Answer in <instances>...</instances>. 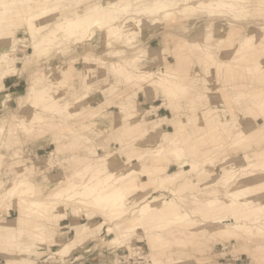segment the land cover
Segmentation results:
<instances>
[{
  "label": "rangeland",
  "instance_id": "obj_1",
  "mask_svg": "<svg viewBox=\"0 0 264 264\" xmlns=\"http://www.w3.org/2000/svg\"><path fill=\"white\" fill-rule=\"evenodd\" d=\"M102 1L0 0V40L10 38L4 42L9 62L0 65V88L4 77H11L16 69L20 72V79L0 92V198L16 181L27 178L45 195L55 188H66L69 182H81L79 173L87 174L82 175L86 182L113 173L107 189L118 185L127 173L147 180L146 172L156 166L154 155L163 146L166 150L179 147L181 158L170 156L167 173H161L164 179L172 175L171 180L133 202L127 214L118 215V220L113 217L110 225L95 209H77L80 216L68 218L62 213V205L57 216L63 219L56 218L57 225L46 224L55 232L52 241L45 234L33 235L31 228L21 236L12 234L14 226L7 228L12 219L22 215L16 197L0 212V264H264V217L252 220L253 206L236 214V219L222 216V221L216 219L207 226L202 223L223 209L208 215L205 208L193 209L201 198L209 203L220 197L223 203H232L244 191V185L252 186V198L259 195L252 205L264 204V107L248 93L250 89H245L242 75L237 73L235 80H230L226 71L220 79L213 65L189 51V45L194 46L197 37L206 36L209 30H218L226 38L227 33L219 28L228 22L233 23L227 29L234 34L264 28L263 12L254 13L253 8L240 2L244 10L236 8L235 12V8L217 9L204 4L213 0H176L180 3L169 8L173 14L167 16L168 10L156 8L159 0H125L129 5L124 12L106 8L95 13L93 7L104 6ZM43 3L48 4L43 17L31 19V13L41 12ZM226 40L221 48L213 47L220 60L231 56L226 48L232 41ZM256 53L260 56L253 62L255 71L248 75L253 77L257 72L264 81L263 48ZM162 69L185 79L187 95L173 94L175 89L164 82ZM122 70L132 77L123 78ZM80 72L82 76H77ZM144 72L152 79L138 78ZM144 100L146 106L141 102ZM75 111L82 114L77 116ZM180 121L186 136L193 138L195 156L178 140L182 138L177 133ZM216 125L220 134L207 137L205 132ZM236 141H241L240 145L231 147ZM145 153L148 156L139 159ZM247 155L252 156L247 164L258 163L257 169H240L246 165L243 157ZM130 156L137 162L123 167ZM116 161L120 162L118 167L114 166ZM138 183L139 178L131 186ZM157 199L177 201L164 210L176 209L179 204L184 208L179 217L189 224L184 228L169 226L166 232L154 230L153 235H162L159 243L150 241L151 235L144 238L148 228L137 226L129 241L121 244L125 246L117 250L109 245L113 235L107 233L108 227L121 221L129 224L137 209L142 212L149 200ZM26 201L30 203L31 199ZM154 208L160 210L156 204ZM77 219L79 225L74 223ZM197 219L202 223L193 228ZM236 220L243 221L248 231L230 232ZM253 224L263 231H255ZM83 230L90 232L82 236ZM70 239L76 240L78 249L68 257L54 256L61 240ZM73 256L79 257L77 261L70 260Z\"/></svg>",
  "mask_w": 264,
  "mask_h": 264
},
{
  "label": "bare ground",
  "instance_id": "obj_2",
  "mask_svg": "<svg viewBox=\"0 0 264 264\" xmlns=\"http://www.w3.org/2000/svg\"><path fill=\"white\" fill-rule=\"evenodd\" d=\"M65 1H68V0H65ZM104 1H105L104 2V6H102V7L94 6L93 7V11L95 13L100 12L101 10H104L106 8L112 9L113 12L119 11L120 9L123 11V9L127 8V6L129 5V3L124 4L125 0H104ZM184 1L185 2L187 1V3H188L191 0H184ZM238 2H240L242 4L249 5V7L253 8V11H255L254 13L258 12L259 10H261L263 12V14H264V6H262V1L261 0H218V1L213 0V1L209 2V3H204V4L207 7L211 6L212 8L215 7L217 9L218 8L221 9L222 7H230L231 9L235 8L234 9V10H236L235 12L238 11L237 9L244 10L243 9L244 6L242 4L239 5ZM179 3L176 0H159L158 3H157L158 5H156V8L159 9L160 11H162V12L163 11L167 12V10H168L167 16H169V15L173 14V11L171 9H169V8L174 7L175 5H177ZM56 4H58V3H55V5ZM260 4H261V6L259 7L258 5H260ZM47 7H48V4H44V6L39 8V9H41L40 10L41 12H39V13H31V15H32L31 19L35 20V18H39V19L42 18L43 17L42 14H43V12L45 11V9ZM238 7H240V8H238ZM143 11H145V10H143ZM130 21H132V20L130 19ZM134 21H135V19H134ZM96 22H98V21H96ZM90 26L91 25H88L86 27L87 31L89 30ZM232 26H233L232 22H228L227 24H224V25L220 26L219 29L221 30V32L222 33L224 32V34L227 33L226 34L227 35L226 38H225L224 35L222 36L220 33H217L218 30L216 32H214L213 30H209V32L207 33L206 36H205V34L201 35L199 33L200 36L197 37L198 38L197 41L195 40L196 43L194 44V46L189 45V48H190L189 51H191V53H193L195 55H200V57L202 56V60L203 61L207 62L210 65H213V67L218 71V75H219L220 79L222 78L223 73H225L226 71H227V74L229 75L228 77H229L230 80H235V76H236L237 73L239 75H242L241 77L244 78V80L241 83L243 84L245 89H247L248 91H249V89L251 90V92H248V93H250L255 99H259L260 105L263 108L264 107V81L260 79V77L257 75V72H256V74L253 77H251V75L249 76L248 74L251 73L250 71H255L254 67H253V62L255 61V59H257L260 56V55L259 56L257 55V53H256L257 50L259 51L261 48H263V50H264V47H263L264 46V28H261V27H259L261 29H252L251 28V29H248V30H244V31H242V32H240L238 34H234V30L227 29V28L232 27ZM114 27H116V26H114ZM217 27H219V26H217ZM110 31H111V29L109 30V32ZM234 35H236V37ZM8 39H10V38H5L2 41L0 40L1 41L0 42V65H1L2 62H4V61L7 62L9 60L8 57H7V55H9L8 52H7V47H5V43H4L5 41H8ZM226 39H229L228 41H232L231 45L229 44L230 46L226 48V51H231V56L229 57L228 60H220L219 58H217V56H216V54H215V52L213 50V47H214V44H215V45L220 46V48H221L222 45H224L227 42ZM202 42L205 43L204 47L201 45ZM42 45H43V43H42ZM260 45H261V47H260ZM185 46L187 47L188 45L186 44ZM29 58H32V56H29ZM212 61H213V63H211ZM10 62H11V60H10ZM2 66H4V65H2ZM120 72H121L120 75L123 78L126 77L128 79V78L132 77L128 72H126L124 70H122ZM146 72H148V71H146ZM162 72L163 73H160V74H163L165 76V77H163L164 82L166 84H168L170 88L174 87L175 92L173 94H176V91H177V92H180V94H182V92H184L187 95L188 89L185 87V83H184L185 79H183L182 77L177 76L176 73L172 72L169 69H164ZM258 72H260V70ZM81 73L82 72L78 73L77 76L78 75L80 76ZM138 78L145 79V80L146 79L147 80L148 79L151 80L152 79V75L149 74V73L145 74V72H144V74L139 75ZM160 79H162V78H160ZM155 81L156 80H154V82ZM159 81H161V80H159ZM236 86H238V85H236ZM229 88H231V87H229ZM217 92H219V91H217ZM174 97H176V96H174ZM171 98H173V97H171ZM187 98H189V96ZM183 99L186 100L185 97ZM252 106L256 110H258V108H256L255 105H252ZM46 109H48V108H46ZM80 111H82V110H80ZM36 113H40V112H37V110H36ZM75 114L78 116V115H81L82 113L79 114V111H75ZM28 117H29L28 115H25V118H28ZM195 122L197 124V120ZM186 125H187V121H186ZM17 127H18V125H17ZM219 129H220L219 126L216 125L215 127L209 128L205 132V135L207 137H209V138H215V136L220 134V130ZM177 133H181L182 134V138L178 139L179 142L182 144V146H184V147H186V149H188V152H189V154L191 156H195L196 155L195 154V147L196 146L193 145V142H192L193 138L190 139V138H188L186 136V134L183 131V128H182V125H181V121L177 124ZM211 135H213L214 137L211 136ZM202 137H199V138H202ZM85 138H87V137H85ZM243 141H245V140H243ZM172 142H173V140H172ZM179 142L177 141V143H179ZM177 143H173V144L176 145ZM240 143H241V141H236V142L233 143V145L231 147H233V148L238 147L240 145ZM173 144H171V147L173 146ZM56 154H54V155H56ZM172 155H175L176 160L180 159L181 158V149L179 147H176V146H175V148H170V150H166V147H164V146L162 148L160 147V149L157 150L156 154L154 155L156 157V162H157L156 166L154 168H152L151 170H148L146 172L147 176H148L147 180H142L140 178V176L137 175V174H134V175L130 174L129 175V173H127V174L124 175L126 178H124L123 181H121L118 185H116L112 189H107V186H108V181L107 180H109L112 177L113 173H112V175L108 174V173L104 174L105 177H103V178H101V176L91 177V180L88 181V182L84 181V179L82 177V175H87V174L86 173H79L77 176H80L81 182H79V183L69 182L66 188H64V189L55 188L52 191H49L50 193H48V195L43 194L42 191H41V187L38 184H36L34 181H31L30 178H27L25 180L21 179L18 182L16 181V185L12 186V188L9 189L5 193V195H3L0 198V212L2 210H4L5 207L8 208L10 203L13 202V199H15L16 197L17 198L19 197L18 198L19 200L17 201V207L21 211L22 215H21L20 218L17 217V219H12L11 220L12 225L7 227V228H10V227L14 226L15 228L11 232L14 235L19 234V236L24 234L25 229L27 230L28 228H31L32 232H33V235L40 236L41 234L42 235L45 234L46 238L48 239V241H52L54 239L53 237L55 236V232L53 230H51V229H48L46 227V224L47 225L48 224L49 225H51V224L57 225L56 220H58V219H56V218L63 219V217L57 216V213H58L57 209L59 207H61L62 205H64V212H62V213L64 215H66V217H68V218H69V216L71 218L79 217L80 215L77 216V213H78L77 209H84V208H87V210L88 209L89 210H91V209L94 210L95 209L97 211V214L101 218H103L105 220V222L107 223L108 221L112 220L113 217L117 216L116 217V219H117V218H119L118 215H121V216L122 215H126L127 211H128V208L133 204V202H137L139 199H141V198L143 199L146 196H149V193L153 192L154 190H156V191L159 190L161 188V186L164 184V182H166L167 180H171L172 179V175H170V174L166 176V179H164L161 176V173L166 172V170L168 169V164L171 162L170 156H172ZM147 156L148 155L145 153L144 155H141L139 159H142V158L144 159ZM251 157L252 156H248V155L243 157L244 162L246 163V165L244 167L240 168V169H242L244 171H246L247 167H251L252 168L251 170L257 169L256 165L258 163L257 164L254 163V164H251V165L247 164V163H251ZM122 158H124V157H122ZM1 159H2V156L0 155V165H1ZM133 161H136V158L130 156L129 158L126 159V161H125L126 163H125V165L123 167H130L131 166L130 163H132ZM162 161H163L164 164H162ZM181 166L183 167L184 164L181 165ZM148 167H149V165H148ZM262 167H264V165ZM262 167H260V168H262ZM195 168H197V167H195ZM27 169L31 170L32 167H29ZM114 175H115V173H114ZM49 177L51 178V176H49ZM137 178L140 179V183H138L136 186L132 187L131 186L132 185L131 182L133 180L137 179ZM50 183H51V181L49 182V184ZM243 189H244V191H242L241 194H238L236 196V199L231 201L232 203H229V202L223 203L222 202L223 200L220 197L218 199H214V200L209 201V203L206 202V200H204L203 198H201V201H199V204L193 209L197 208V209H199V211H202L205 208L207 213H205V212L204 213L206 215H208V213H211L212 211L213 212L215 211L214 213H217L216 211L219 210V209H223V211L221 210L222 212L221 211L218 212V215H216V214L213 215L212 216V220H208V221L203 222V223L200 222V220L197 219L192 224L193 228L198 227L200 223H202V225H206V226L207 225H213V222L216 219H220L222 216L223 217H229V218H232V219H236V214H238L239 212H242L245 208L250 209L251 206H253V208L255 209L251 213V215L253 216L252 220H254V221H258L259 219L261 220V218L264 217V204L263 203H260L258 205H252L251 204L252 201H257V199L259 198V195L257 194L255 198L251 197L252 186L244 185ZM191 193H193V192H191ZM21 197H24V199H22ZM27 199H31L30 203H28L26 201ZM176 202L172 201V200L169 201L167 199L161 200V201L158 200V199L156 201L149 200L148 203L144 205V208H143L142 212L141 211L139 212L138 209L134 212L133 216H135V217L133 218V220L129 224H125L123 221H121V222H118L115 225H112V226L108 227L107 233L110 234V235H113V237L109 241V245H111L112 247H116L117 250H118V248H121L122 246H125V245L121 246V244L125 243V241H129L128 238L131 237V234H132L133 231L138 229L137 226H143L145 228H148L147 236H145L144 238H146V237L151 235L149 237L150 241L153 240L154 242H157V243L162 241L161 240L162 235L161 234L153 235L154 234L153 233L154 230L155 231H160V232H166V230L169 229L168 227L172 226V225H179L182 228H184L185 226H187V224H189V222H185V221L181 220L180 217H179L181 215V212L184 210V208H182L177 203L178 205H177L176 209L164 210L165 207L171 206L173 204H176ZM159 203H160V205H159ZM154 204L159 206L160 210L155 211ZM7 205H8V207H7ZM4 213H6V211H4ZM218 222H219V220H218ZM74 223H76L75 225H79L78 224V219L74 220ZM242 223H244V222L243 221L239 222V221L236 220V225L233 228L230 229L231 230L230 232H233V234L234 233L238 234V232H240L241 230L247 232L248 230H245L247 228L244 225H242ZM16 224L18 226H15ZM108 224H109V222H108ZM86 229H89V228H86ZM249 229H251V228H249ZM253 229L255 231L256 230L257 231L258 230L259 231H263L261 228H258L254 224H253ZM83 231H80V232H83ZM89 232H90V230L84 231L81 235L85 236ZM4 243H5V241H4ZM128 243H130V242H128ZM60 244H61V246L57 250V252L53 253L54 256L68 257V256L72 255V253L75 250L78 249V246H77L78 244H77L75 239H70V240H67V241L61 240Z\"/></svg>",
  "mask_w": 264,
  "mask_h": 264
},
{
  "label": "crops",
  "instance_id": "obj_3",
  "mask_svg": "<svg viewBox=\"0 0 264 264\" xmlns=\"http://www.w3.org/2000/svg\"><path fill=\"white\" fill-rule=\"evenodd\" d=\"M38 62V61H37ZM36 62V63H37ZM17 70L18 69H16L15 71L16 72H14L12 75H11V77H4V79L2 80V87L1 88H3V89H1V91L0 92H2L4 89H6L7 87H6V85L7 84H9V83H11V82H14V81H17V80H19L20 79V76L18 75L20 72H18L17 73ZM1 97V96H0ZM140 100V99H139ZM9 100L7 99V101H6V104H7V102H8ZM141 102H143L144 103V105L145 104H147V101L146 100H144V101H141ZM3 105H5V103L3 104ZM146 106V105H145ZM162 120H164V119H162ZM164 124V123H163ZM162 124V125H163ZM87 251H85V253H86ZM73 254V253H72ZM74 258H70V260L71 261H74V260H77V256H73Z\"/></svg>",
  "mask_w": 264,
  "mask_h": 264
},
{
  "label": "snow or ice",
  "instance_id": "obj_4",
  "mask_svg": "<svg viewBox=\"0 0 264 264\" xmlns=\"http://www.w3.org/2000/svg\"><path fill=\"white\" fill-rule=\"evenodd\" d=\"M261 64L264 65V58H262ZM119 163H120L119 161L114 162V166L118 167ZM261 248L264 249V242L261 243ZM137 264H142V262H137ZM229 264H231V262H229Z\"/></svg>",
  "mask_w": 264,
  "mask_h": 264
}]
</instances>
